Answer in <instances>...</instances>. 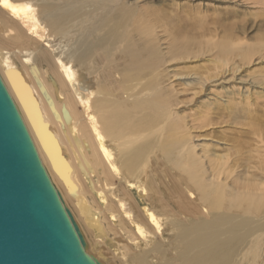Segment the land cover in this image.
I'll return each instance as SVG.
<instances>
[{"label":"bare ground","instance_id":"obj_1","mask_svg":"<svg viewBox=\"0 0 264 264\" xmlns=\"http://www.w3.org/2000/svg\"><path fill=\"white\" fill-rule=\"evenodd\" d=\"M169 15L149 0H0V78L98 263L264 264V143L192 130L252 124L234 81L264 41L183 35ZM207 54L206 70L174 66ZM217 87L230 111L189 125L180 94L209 106Z\"/></svg>","mask_w":264,"mask_h":264},{"label":"water","instance_id":"obj_2","mask_svg":"<svg viewBox=\"0 0 264 264\" xmlns=\"http://www.w3.org/2000/svg\"><path fill=\"white\" fill-rule=\"evenodd\" d=\"M83 245L0 78V264H100Z\"/></svg>","mask_w":264,"mask_h":264},{"label":"rangeland","instance_id":"obj_3","mask_svg":"<svg viewBox=\"0 0 264 264\" xmlns=\"http://www.w3.org/2000/svg\"><path fill=\"white\" fill-rule=\"evenodd\" d=\"M154 2L160 10H163L165 14L172 18L174 27H178L183 35L193 34L195 36L202 33L211 38L214 36L217 40L224 39V35L234 34L233 41L237 42L241 46L252 47L258 45L264 41V0H149ZM177 15V16H176ZM177 19V20H176ZM176 20V21H175ZM176 25V26H175ZM183 30V31H182ZM202 34V35H203ZM219 36V37H217ZM264 53H255L253 58L248 63L241 64V69L235 75V84L237 89L236 102L248 98L250 100L249 109L253 111L254 118L252 124L234 125V124H216L214 126L200 127L201 120H197L196 116L202 111L220 112L222 115H226L228 110L225 107L224 90L221 87H217L212 92L215 95H221L223 99H219L216 102L211 101L212 105L207 106L204 101L207 96L202 95L192 97L190 91L180 94V98L184 100L183 105H180V109L184 111V116L189 125L199 126L195 133L201 135L200 140L196 142L203 143L204 136L208 137V140H213L215 144H219L223 147L227 143H231L229 138L244 140L245 142L264 143ZM211 56L208 54L204 57H198L194 59H188L176 63L174 66L176 70L186 74H191L193 69H208L212 65L211 61H208ZM179 75L174 77L175 81H178ZM262 84L263 87H254L251 85ZM233 84V83H232ZM231 85V84H230ZM193 87V86H190ZM243 87V89H242ZM248 87V88H247ZM208 93V90L207 92ZM209 98H213L210 95ZM236 103H232L234 105ZM238 105V104H237ZM184 106V107H183ZM236 106V105H235ZM234 106V107H235ZM239 107H245L243 103L238 105ZM235 107L232 111H240L241 108ZM236 113V112H234ZM219 115V114H218ZM216 116V115H211ZM221 116V115H220ZM218 117V116H216ZM262 141V142H260ZM218 147V148H220ZM248 147V145H247ZM87 238L92 243L95 239L87 235ZM91 239V240H90ZM94 239V241H92ZM111 249V248H109ZM112 251V249L110 250ZM113 264V263H107ZM114 264H121L120 261L115 258Z\"/></svg>","mask_w":264,"mask_h":264}]
</instances>
